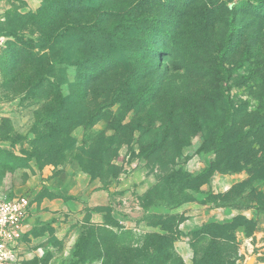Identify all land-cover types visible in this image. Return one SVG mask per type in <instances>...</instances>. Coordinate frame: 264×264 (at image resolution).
Here are the masks:
<instances>
[{"label": "rangeland", "instance_id": "rangeland-1", "mask_svg": "<svg viewBox=\"0 0 264 264\" xmlns=\"http://www.w3.org/2000/svg\"><path fill=\"white\" fill-rule=\"evenodd\" d=\"M41 1L0 6V196L27 198L36 215L43 200L71 198L77 175L121 190L110 193L118 197L102 225L88 212L35 216L20 264H264V12L245 0H95L91 13L72 17L92 24V46L73 40L58 54L38 47L26 18ZM230 18L239 30L226 46ZM115 29L116 67L96 73L75 62L114 53L106 34ZM222 89L234 121L216 144ZM183 175L196 177L184 185L194 200L162 206ZM148 177L156 183L140 203L150 213L136 218L129 209ZM219 199L234 217L179 230Z\"/></svg>", "mask_w": 264, "mask_h": 264}, {"label": "trees", "instance_id": "trees-1", "mask_svg": "<svg viewBox=\"0 0 264 264\" xmlns=\"http://www.w3.org/2000/svg\"><path fill=\"white\" fill-rule=\"evenodd\" d=\"M95 0H42L40 6L36 9L35 12H31L26 15V18L36 26L39 37L37 38L38 47L43 50H51L54 48L58 49V54H63L65 50H70L73 47L72 41L74 40L75 44L78 46H92V42H87L86 34L88 30L87 27L91 26L90 23H81L79 26H76L73 23L72 17L80 13H91L95 9L94 5ZM245 3L248 7L255 12H264V1L263 0H245ZM25 17V16H24ZM82 17V16H81ZM129 25V24H127ZM229 32L225 41V45L228 46L230 42V37L232 34L236 33L239 28L235 24L234 19L230 18L228 21ZM130 26V25H129ZM107 44L113 47L114 53H112V48L107 47L106 50L102 51L100 49L94 50V53L90 56H81L75 59L79 65L93 64L95 65L94 71L100 69L103 72L108 67H116L120 62L119 58V49L121 48L122 37L116 33L115 30H108ZM164 32V31H163ZM166 34V32H165ZM77 36V37H76ZM100 37H98L99 39ZM102 39V38H101ZM100 42L94 44L97 48ZM103 65L100 66L99 64ZM73 65V64H71ZM97 66H100L99 68ZM104 74V73H103ZM228 73L224 71V76H227ZM221 99L223 104L224 112V124L216 133V144H220V139L226 134L227 131L231 130L230 124L234 121V110L232 107V102L228 96H226L225 90H221ZM60 112H58L59 114ZM215 143V141H214ZM220 167L219 169L222 170ZM196 177L191 175H183L180 180H178L171 189V203L165 206L169 209L176 208L184 202H189L194 200V198L185 193L184 185L189 183L191 180H194ZM219 203L215 207L217 208H232L231 205L225 203L222 199L218 200ZM161 206V205H159ZM244 208H249L251 205H243ZM207 226V225H205ZM202 227L200 230L205 229ZM158 255L155 250V256ZM149 264H152L153 261H149Z\"/></svg>", "mask_w": 264, "mask_h": 264}, {"label": "crops", "instance_id": "crops-1", "mask_svg": "<svg viewBox=\"0 0 264 264\" xmlns=\"http://www.w3.org/2000/svg\"><path fill=\"white\" fill-rule=\"evenodd\" d=\"M5 1L6 0H0V6L4 4ZM26 1L30 2L34 0ZM74 178L76 180V182H74L76 185L66 194L68 197L71 196V198L65 199L60 196H57L50 200H43V202L41 203L40 212L36 215H34L33 211L34 204L30 206V212L28 218L25 221V233L23 235L22 240L18 244V264H20L21 261L26 260L29 244L24 238L26 236L31 235V231L35 226L33 223V219L35 216L41 215L42 217L50 219L62 216L66 217V220L69 221L73 217L80 218L88 212L90 223L102 225L107 208H109L110 205H112V207L115 206L114 198L118 196H113L110 193L114 190H121L120 187L118 189H116L117 186L102 187L98 185L97 181H91L89 178L84 177L82 175H77V177ZM155 183L156 181L153 177L142 179V181L139 182L135 190L137 194L135 196L136 202L132 203L133 206L129 209V211L134 217L140 218L144 214L150 213V211L147 212L146 209L143 208L142 204L140 203V197L145 194L152 186H154ZM123 197L127 199L129 195L124 194ZM213 210H215V212H209V210H204L194 215H187L186 219L179 225V230L185 234H188L191 231L199 228L203 224H208L209 222H221L220 224H222L223 221L231 219L236 214V211H233L234 209L231 208H215ZM115 214L118 217H121L120 214L116 212ZM54 221L57 222L58 220L55 219ZM60 225L67 226L63 224ZM52 226H55V224H52ZM179 246L181 247H177L179 248V252H177L183 259L184 257H187V260L189 262V250L186 247V244H180Z\"/></svg>", "mask_w": 264, "mask_h": 264}, {"label": "built area", "instance_id": "built-area-1", "mask_svg": "<svg viewBox=\"0 0 264 264\" xmlns=\"http://www.w3.org/2000/svg\"><path fill=\"white\" fill-rule=\"evenodd\" d=\"M30 206L23 196H0V264H18V244L25 233Z\"/></svg>", "mask_w": 264, "mask_h": 264}]
</instances>
